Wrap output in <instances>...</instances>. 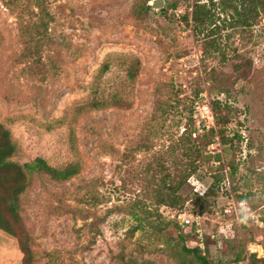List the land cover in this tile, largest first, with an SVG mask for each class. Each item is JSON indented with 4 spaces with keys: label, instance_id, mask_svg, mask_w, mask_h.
<instances>
[{
    "label": "rangeland",
    "instance_id": "1",
    "mask_svg": "<svg viewBox=\"0 0 264 264\" xmlns=\"http://www.w3.org/2000/svg\"><path fill=\"white\" fill-rule=\"evenodd\" d=\"M136 1L47 0V38L35 53L21 30L38 15L0 0V123L16 146L11 159L78 166L63 181L32 175L20 211L32 264H179L182 243L220 264H259L248 256L264 255V12L242 27L218 0H201L222 60L204 52L205 29L183 20L192 0L146 10ZM215 99L237 107L225 144L210 131ZM196 100L214 124L196 126ZM184 148L200 154L176 191L183 205H157L159 162L173 172ZM0 264H22L2 229Z\"/></svg>",
    "mask_w": 264,
    "mask_h": 264
},
{
    "label": "trees",
    "instance_id": "2",
    "mask_svg": "<svg viewBox=\"0 0 264 264\" xmlns=\"http://www.w3.org/2000/svg\"><path fill=\"white\" fill-rule=\"evenodd\" d=\"M27 1L28 3H23ZM148 0H137L134 9L151 7L147 3ZM210 4L215 1L209 0ZM3 2L11 9L17 10L20 14L36 13L37 20H32L31 24L27 23L22 26L21 35L22 40L26 45H30L33 52L38 53L42 40L47 38L46 29L47 24L44 20L45 15H48L47 0H3ZM35 4L38 11L31 10L29 4ZM220 9L230 15L229 22L242 27H249L253 24L255 18L260 11L264 12V0H218ZM210 4L202 2L201 0H192L187 5L182 14L183 20L193 25L194 29L203 27L205 29V38L203 40L204 52L212 48L214 51L221 54V59H225V54L220 51V43L213 37V27H207L208 23L212 22V9ZM22 5L21 7H19ZM171 8H176L178 3L172 1ZM190 8V10H189ZM211 24V23H210ZM137 71V66L130 67L129 74L134 77ZM114 104L120 105L121 100L113 99ZM106 104V101H92L90 106L100 107ZM212 109L215 113L216 129L210 128V131H216L220 142L225 144L232 137L226 135V125L237 114V107L227 102H221L215 99L212 103ZM184 134L191 135V132ZM234 133L233 135H235ZM180 136H184L183 133ZM211 139H207L205 144L211 143ZM16 150L15 143L11 139L9 128L0 123V229L6 233L16 237L19 248L22 252V264H32V250L30 246V235L23 223L20 211L22 204V197L26 190L32 183V175L34 173L42 174L49 179L56 181H63L69 179L78 172V166L74 163H68L64 166H55L50 164L43 156H36L24 163L20 164L11 159V156ZM183 154L188 158L179 163L175 160L174 171L165 168L159 162L158 180L156 184L155 202L157 205L164 204L170 207L181 208L185 200L184 197L176 195V191L187 180L188 176L196 171L198 165L196 158L199 156V151L187 150L184 148ZM219 157V154H216ZM231 164V163H230ZM233 167V165L231 164ZM176 170V171H175ZM244 198H247L246 196ZM264 214V207L262 208ZM264 222V215L261 219ZM175 255L180 260L179 264H220L218 261L208 259L202 253L200 246L187 247L184 243L175 248ZM192 254L190 259L185 257ZM236 259H241L240 253L237 254ZM251 263L264 264V255L257 258L255 253L248 256Z\"/></svg>",
    "mask_w": 264,
    "mask_h": 264
},
{
    "label": "built area",
    "instance_id": "3",
    "mask_svg": "<svg viewBox=\"0 0 264 264\" xmlns=\"http://www.w3.org/2000/svg\"><path fill=\"white\" fill-rule=\"evenodd\" d=\"M194 107L195 110H199L200 117H198L196 112L193 113V121L199 129L204 125L209 126L210 124H214L213 115L207 105H202L196 100Z\"/></svg>",
    "mask_w": 264,
    "mask_h": 264
},
{
    "label": "water",
    "instance_id": "4",
    "mask_svg": "<svg viewBox=\"0 0 264 264\" xmlns=\"http://www.w3.org/2000/svg\"><path fill=\"white\" fill-rule=\"evenodd\" d=\"M163 2H164V0H151L150 5L152 7H158L161 9H164V8L171 6L170 3H166L165 5H163Z\"/></svg>",
    "mask_w": 264,
    "mask_h": 264
},
{
    "label": "clouds",
    "instance_id": "5",
    "mask_svg": "<svg viewBox=\"0 0 264 264\" xmlns=\"http://www.w3.org/2000/svg\"><path fill=\"white\" fill-rule=\"evenodd\" d=\"M240 211H241L242 213H244V215H242V216L240 217L241 222H243L244 220L247 219V215H246V211H247V210H246V208H244V206L242 205Z\"/></svg>",
    "mask_w": 264,
    "mask_h": 264
}]
</instances>
